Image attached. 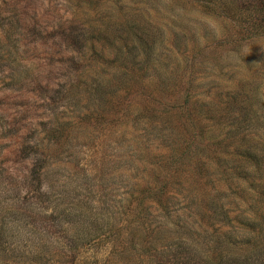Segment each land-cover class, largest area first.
<instances>
[{"label":"rangeland","instance_id":"374dc122","mask_svg":"<svg viewBox=\"0 0 264 264\" xmlns=\"http://www.w3.org/2000/svg\"><path fill=\"white\" fill-rule=\"evenodd\" d=\"M262 17L0 0V264H264Z\"/></svg>","mask_w":264,"mask_h":264},{"label":"trees","instance_id":"16d2710c","mask_svg":"<svg viewBox=\"0 0 264 264\" xmlns=\"http://www.w3.org/2000/svg\"><path fill=\"white\" fill-rule=\"evenodd\" d=\"M263 18V17H262ZM263 20H264V18H263ZM238 99L239 98H236V97H234L232 100H230L228 103H227V105H228V109H233L234 107H236V106H238L239 104H237L238 103ZM246 148H248V149H246ZM243 153H244V157L245 156H248V158L250 157L251 159H254L255 160V162H258L259 161V159L261 158H259L258 156H257V154L252 150V149H250L249 147H245V149L243 150ZM246 158H244V160H245Z\"/></svg>","mask_w":264,"mask_h":264}]
</instances>
